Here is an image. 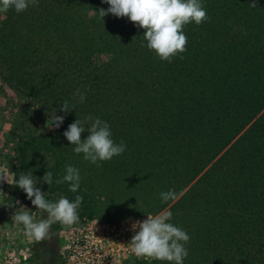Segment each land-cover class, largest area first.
<instances>
[{
	"label": "trees",
	"instance_id": "trees-1",
	"mask_svg": "<svg viewBox=\"0 0 264 264\" xmlns=\"http://www.w3.org/2000/svg\"><path fill=\"white\" fill-rule=\"evenodd\" d=\"M69 2L39 0L22 14L11 10L14 22L26 14L27 28L11 36L0 32L9 86L23 98L49 103L41 105L47 109L75 103L55 133L19 139L17 175L46 159L39 158L43 148L56 146L69 124L91 115L109 123L116 143L127 145L105 162L113 172L106 178L145 193L141 186L165 188L184 167V186L264 108V0L255 8L252 0H202L210 20L184 30L187 51L172 62L147 48L143 28L129 18L109 13L103 21L96 6L88 5L80 17ZM64 28H73V36L61 37ZM97 51L107 53L106 60L96 58ZM77 89L86 93L83 103L77 102ZM51 168L47 160L36 173ZM188 194L198 198L204 214V239L191 255H204L205 264L212 252L222 264H264V113ZM240 241L251 247L244 250Z\"/></svg>",
	"mask_w": 264,
	"mask_h": 264
},
{
	"label": "rangeland",
	"instance_id": "rangeland-1",
	"mask_svg": "<svg viewBox=\"0 0 264 264\" xmlns=\"http://www.w3.org/2000/svg\"><path fill=\"white\" fill-rule=\"evenodd\" d=\"M69 4L73 8H79L80 12L77 14L81 17L86 15L84 12L82 13V9L86 5L96 6L97 9H100L101 5L104 6L103 4L107 3H104L103 0H70ZM104 9H106L105 6ZM10 11L0 12V32L7 34L5 36H11L15 33L23 34L27 28L24 18L25 20H29V18L24 13V17L23 15L19 17L21 22H14L17 15H13V20L10 19ZM93 15H95V11L92 10L89 17L85 19L89 21ZM38 16L40 17V14ZM72 21L78 22V24H85L82 19L77 18L76 21L74 16ZM190 25L191 23L186 25L184 30ZM45 32L56 33L53 31ZM184 32L186 33V31ZM62 33L64 34L62 35ZM66 33L73 36V28H64L61 32V37H66ZM81 39L85 40V37ZM49 41H51V38H49ZM95 54H97L96 58L103 61L106 60L108 55L105 52L98 51ZM49 55H51V52ZM68 62L73 63L72 61ZM20 68L18 64L16 69L20 70ZM6 73H9L7 65L0 57V171L6 172L10 178L14 176L18 180L20 175L16 174V168L19 166L17 152L19 139L22 137L30 139L33 135L47 132L55 133L59 130L54 125L51 126L55 115H65L64 117L66 118V114L62 111V107H58L57 104H50V109L42 107L41 105L47 106L49 103L40 101L38 97L27 98L28 103L25 102L27 99L20 96L17 90L5 82L4 76ZM263 113L264 108L232 139L215 159L209 162L191 180L187 181L184 186H181V182H183L181 172L184 171V167H182L179 169L178 176L170 179L169 186L162 188L161 184L149 185L150 191L141 186L145 193H137L134 185L127 187L123 185V182L106 178L104 174L106 176L113 175L112 168L105 163L106 161L101 162V166L97 167L91 162L84 160L83 154H76L73 151L75 145H71L65 136L59 138L56 146L43 148L45 152L41 153L39 158L43 156L46 159L39 162L37 167L29 168L28 174L33 176L37 187H40L45 192V198L49 201L55 202L62 196L67 197L71 201L75 199L76 195L83 196V202L79 208V222L71 227L55 223L52 225L53 236L50 239L40 242L35 241L25 234L24 226L15 223L12 217L21 206L27 209L19 210L28 211L29 214L34 216L36 221L46 219L47 213L37 210L31 200L27 198V194L18 186L9 184L6 180L0 182V264H62L64 239L69 236L73 228L84 222L95 220L107 225L114 223L118 226L131 227L136 220L143 221L147 219L148 214L156 215L168 211L172 213L170 222L186 230L191 237L190 242L186 245L189 255L185 258L184 264H205L203 263L204 255L196 258L190 254L192 253L191 248L200 245L204 239L201 228L204 214L203 210L200 209L198 198L188 194V191ZM47 160L50 161L52 166L47 171L53 174V183L50 186L42 181L47 171L36 173L37 168L41 167L42 164L46 165ZM56 163L59 166L55 167ZM66 165L75 166L80 171L81 186L76 193L69 190L67 182L63 184L55 183L56 179L65 175ZM171 189H174L177 193L176 201H169L166 204L161 203L160 193ZM15 201H19V203H15ZM239 243L246 246L244 250L251 247L250 243L245 244L241 241ZM259 252L264 256L262 249ZM212 254L213 259L206 264H222V261L214 260L215 253L212 252ZM117 264H169V262L128 257Z\"/></svg>",
	"mask_w": 264,
	"mask_h": 264
},
{
	"label": "clouds",
	"instance_id": "clouds-1",
	"mask_svg": "<svg viewBox=\"0 0 264 264\" xmlns=\"http://www.w3.org/2000/svg\"><path fill=\"white\" fill-rule=\"evenodd\" d=\"M103 2L109 7L96 10L101 19L109 13L118 18H129L138 28L144 29L143 39L147 42V48L153 50L159 59L168 62H172L174 57L187 51L188 37L184 32L185 26L192 22L200 25L210 20L202 0H103ZM38 5L39 0H0V12L14 10L16 13H21L30 6ZM256 6L257 0H252L250 7ZM75 95L79 97L78 103H83L86 99V93L81 92L80 89L76 90ZM72 109H75V103L70 104L65 100L62 111L69 113ZM64 119L63 115H55L51 126L60 128ZM86 130L90 134L86 139H82V133ZM63 135L71 145H75L73 151L76 154H83L84 160L97 167H100L103 161H110L114 156L122 155L127 149L123 140L119 143L114 141L108 122L99 117L93 118L91 115L83 121L76 119L69 124ZM5 180L22 189L37 210L47 213L46 219L36 221L28 211H20L19 209H27L21 206L12 217L15 223L24 226L25 234L35 241L50 239L53 236L52 225L55 223L71 227L79 222V208L83 196L76 195L71 201L62 196L52 202L45 198V192L37 187L31 174H21L16 180L14 176L10 178L8 173L0 171V182ZM42 181L50 186L53 183L52 172L47 171ZM65 182L68 183L71 192H78L81 175L77 167L66 165L65 175L55 180L56 184ZM160 198L161 203L174 202L177 193L171 189L161 192ZM171 220L172 213L168 211L156 215L148 214L147 219L133 222L132 230L139 229V231L133 235L129 243L132 253L138 258L166 261L169 264H184L185 258L189 255L186 245L191 237L186 230L170 222Z\"/></svg>",
	"mask_w": 264,
	"mask_h": 264
},
{
	"label": "built area",
	"instance_id": "built-area-1",
	"mask_svg": "<svg viewBox=\"0 0 264 264\" xmlns=\"http://www.w3.org/2000/svg\"><path fill=\"white\" fill-rule=\"evenodd\" d=\"M130 226L102 224L95 220L73 228L64 239L62 264H117L136 257L129 244L137 232Z\"/></svg>",
	"mask_w": 264,
	"mask_h": 264
},
{
	"label": "flooded vegetation",
	"instance_id": "flooded-vegetation-1",
	"mask_svg": "<svg viewBox=\"0 0 264 264\" xmlns=\"http://www.w3.org/2000/svg\"><path fill=\"white\" fill-rule=\"evenodd\" d=\"M64 245H65V244H64ZM64 245H62V247H63Z\"/></svg>",
	"mask_w": 264,
	"mask_h": 264
}]
</instances>
